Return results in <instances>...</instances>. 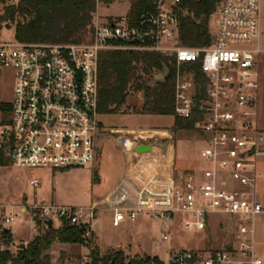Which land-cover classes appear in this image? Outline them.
Wrapping results in <instances>:
<instances>
[{"label":"built area","instance_id":"1","mask_svg":"<svg viewBox=\"0 0 264 264\" xmlns=\"http://www.w3.org/2000/svg\"><path fill=\"white\" fill-rule=\"evenodd\" d=\"M115 1L128 3V10L101 17L103 1L97 0L87 42H0V82L3 72L14 75L12 102L0 101V161L53 172L92 165L98 155L101 55L133 50L175 59L174 115L194 121L204 167L139 176L132 189L137 195L133 207L118 200L87 206L20 205L19 212L40 219L42 226L31 230L35 235L47 230L50 220L83 229L90 249L105 205L114 213V227L143 216L174 226L181 216L184 230L203 232L212 216L237 217L240 223L233 222L227 247L181 250L170 264H263L254 236L255 222L264 215L259 171L264 162V128L259 124L264 0H221L212 15L216 24L209 28L211 42L203 47L181 44L182 0H137L139 7L114 0L107 5ZM136 135L162 160L164 152L174 151L170 142H159L156 132ZM30 185L40 187L35 179ZM6 209L0 205V251L5 249L2 232L18 217L6 215ZM162 238L169 240L168 234Z\"/></svg>","mask_w":264,"mask_h":264},{"label":"rangeland","instance_id":"2","mask_svg":"<svg viewBox=\"0 0 264 264\" xmlns=\"http://www.w3.org/2000/svg\"><path fill=\"white\" fill-rule=\"evenodd\" d=\"M17 0H0V22L5 14V9ZM128 3L120 4L115 1L107 5H99V13L102 16H118L128 10ZM216 19L211 17L209 28H214ZM262 40L264 44V5L262 9ZM16 41L15 26L10 28L5 23L0 28V42ZM260 82H261V112L259 117L264 121V56L260 60ZM0 101L11 103L14 91V75L11 71L1 74ZM144 102L142 92L132 93L127 105L119 114L98 115L97 121L100 125L95 138L97 149L101 155H97L92 165L85 168H71L57 171H38L21 169L9 162L0 165V205L6 206V215L15 214L17 220L8 226L13 240L18 242L12 249L16 252L19 241L34 239L32 227H41L39 218L32 215H22L18 206L57 204L61 206H87L93 201H98L107 196L108 192L117 185L128 167L132 156L118 142L124 138L125 132L113 134L114 130L139 131L149 130L156 132L159 142L165 144L170 142L174 146L177 164L181 168L190 170L204 167L199 157V138L195 131H176L174 116L140 115L138 110ZM129 106V107H128ZM128 143V148H132ZM261 171L264 173V162L260 163ZM40 172V173H37ZM37 180L40 187L34 188L30 185L31 180ZM262 181L264 182V176ZM261 200L264 191L261 190ZM4 212V211H3ZM3 212L2 215H3ZM181 216H177L174 226L161 224L158 220L149 217H140L135 223H124L120 227L112 224V213L107 205L99 213L95 224L97 245L101 255L115 253L118 251L131 259H142L144 253L150 258L158 257L164 264H170L171 257L181 250H202L212 247L219 248V239L228 234L219 230V224L223 222L225 227L233 228V222L239 225L240 219L228 216H212L207 230L186 231L181 226ZM234 220V221H231ZM62 225L56 221L54 228L60 229ZM43 231V230H40ZM163 234H168L169 240H163ZM221 235V236H220ZM34 237V238H33ZM96 244V240L94 241ZM28 245V244H27ZM87 245L63 246L56 243L48 254L51 256V264H90V257L84 256L88 253ZM66 248V249H65ZM65 250V251H62ZM83 253V255H82Z\"/></svg>","mask_w":264,"mask_h":264},{"label":"trees","instance_id":"3","mask_svg":"<svg viewBox=\"0 0 264 264\" xmlns=\"http://www.w3.org/2000/svg\"><path fill=\"white\" fill-rule=\"evenodd\" d=\"M4 1V0H3ZM109 4L114 0H101ZM125 1V0H123ZM139 7L137 0H130ZM221 0H182L180 41L186 47H203L211 42L209 21ZM97 0H17L1 18L8 28L15 26L16 40L22 43H84L90 40ZM206 18L205 24H201ZM175 59L157 52L110 51L101 55L97 114H119L132 93L142 92L140 115L174 116ZM169 69L167 77L156 76ZM129 107V106H128ZM176 131H194V121L175 117ZM3 160L0 165H4ZM56 243L85 245L84 230L69 224L41 231L25 249L14 248L10 230L2 232L4 250L0 264H51L48 252ZM90 264H164L158 257L131 259L124 252L101 255L90 249Z\"/></svg>","mask_w":264,"mask_h":264},{"label":"crops","instance_id":"4","mask_svg":"<svg viewBox=\"0 0 264 264\" xmlns=\"http://www.w3.org/2000/svg\"><path fill=\"white\" fill-rule=\"evenodd\" d=\"M260 87H261V82H260ZM259 104L261 105V89H260V103ZM259 107H261V106H259ZM260 112H261V110L259 108V115H260ZM259 124L262 128H264V121L260 117H259ZM139 131H141V130H139ZM139 131H133V130L127 131V132L121 131V130L112 131L113 134H120L122 132L123 133L125 132L124 138H119L118 142L125 148V151L127 153H129V155H131L132 158H131V161L128 163V167L126 168L121 181L108 192V194L105 198L100 199L98 201H93L91 203H94V202L106 203L109 201L120 200L122 202H126L127 206L133 207L137 204V195L135 194V192H133L132 189L134 187V183L136 182V178H139V176L141 177L142 175H150L151 173L158 172L159 170L165 174H168V175L172 174L171 171H173V172H185L187 170H190L189 168H181L180 166H178L177 158L175 157L174 151L168 150L169 152H164V153H166V158L164 160H162L160 158L159 152H147V153L137 152V147L142 145V143L140 141H137V139H136L137 138L136 134ZM158 135L161 136L163 134H158ZM126 141H128L130 144H132L133 147L131 149L126 148V146H125ZM98 155H101L100 150H98ZM161 165L163 166L162 168H161ZM38 171H46V170H38ZM259 171H260V174L262 176H264V173L261 171L260 167H259ZM37 173H40V172H37ZM53 173L55 175L57 172L54 171ZM263 185H264V182L261 180V190H263ZM91 203H89V204H91ZM108 210L111 211L112 220H113L114 213L109 208H108ZM135 222H132V223H135ZM124 223H131V222L126 221V222H123L122 224H124ZM219 230L221 231V233L226 232L228 235L226 237L224 236L221 239H219L218 243H215V244H219V248H215V249L227 247L233 239L232 230L225 227V224L223 222H221L219 224ZM254 237H255L256 253L262 259L263 264H264V215H261L259 218H257V220L255 222V236ZM94 238L96 240L95 246L98 247L97 235H96L95 228H94ZM32 240L33 239L28 240V241H22L21 240V241H19V243H24L27 246V244L30 243ZM13 241L15 244H18V242H16L15 240H13ZM62 245L65 246L67 244H62ZM209 246L211 248H214V247H212V244H210ZM98 249L100 250L99 247H98ZM87 250H88V253L84 254V256L90 255V249L87 248ZM62 251H65V250H62ZM82 255H83V253H82Z\"/></svg>","mask_w":264,"mask_h":264},{"label":"water","instance_id":"5","mask_svg":"<svg viewBox=\"0 0 264 264\" xmlns=\"http://www.w3.org/2000/svg\"><path fill=\"white\" fill-rule=\"evenodd\" d=\"M205 21H206V18H202L201 24H205ZM168 74H169V69L165 68V71H164L163 74H159V75L156 76V80H161V79L167 77ZM126 146L128 147V143L126 144ZM163 149L166 150V146H163ZM150 150H151V146L150 145H140V146L137 147V152H139V153H147V152H150ZM47 225H48L49 228H53L54 223H53V221L50 220V221L47 222ZM13 246L16 247V244L14 243ZM17 247H18V249H25L26 248V244L21 243ZM143 257L144 258H148L149 256H148V254L144 253Z\"/></svg>","mask_w":264,"mask_h":264}]
</instances>
